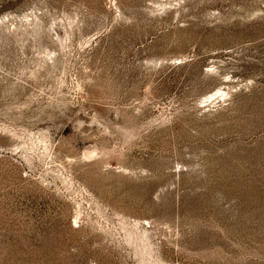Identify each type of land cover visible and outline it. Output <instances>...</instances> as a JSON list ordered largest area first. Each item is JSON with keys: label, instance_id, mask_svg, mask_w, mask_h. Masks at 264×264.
I'll use <instances>...</instances> for the list:
<instances>
[{"label": "rangeland", "instance_id": "rangeland-1", "mask_svg": "<svg viewBox=\"0 0 264 264\" xmlns=\"http://www.w3.org/2000/svg\"><path fill=\"white\" fill-rule=\"evenodd\" d=\"M0 264H264V0H0Z\"/></svg>", "mask_w": 264, "mask_h": 264}]
</instances>
